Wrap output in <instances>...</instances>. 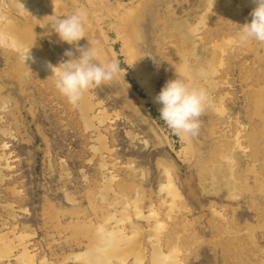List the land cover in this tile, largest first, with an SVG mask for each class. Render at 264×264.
<instances>
[{"label":"rangeland","instance_id":"rangeland-1","mask_svg":"<svg viewBox=\"0 0 264 264\" xmlns=\"http://www.w3.org/2000/svg\"><path fill=\"white\" fill-rule=\"evenodd\" d=\"M254 7L0 0V264H264V44L238 41ZM78 11V46L120 70L72 104L49 64L78 46L49 23ZM174 65L204 74L195 135L159 118Z\"/></svg>","mask_w":264,"mask_h":264},{"label":"clouds","instance_id":"clouds-1","mask_svg":"<svg viewBox=\"0 0 264 264\" xmlns=\"http://www.w3.org/2000/svg\"><path fill=\"white\" fill-rule=\"evenodd\" d=\"M254 3L255 7L250 13L252 19L242 25L238 36L241 46L250 42L264 44V0H254ZM49 25L58 39L69 45L78 46V42L86 37L83 12L59 17ZM31 48L22 51L25 64L29 59L34 60ZM77 50L78 56H74L72 50H67L65 55L69 57L68 60L58 65L49 64L57 77L55 87L72 104H76L91 88L111 81L120 70L116 61L96 62L97 52L90 42L88 47L78 46ZM174 68V78L168 79L154 97V101L160 105L159 118L178 136L195 135L200 127L199 118L211 104L208 90L196 83L197 77L203 78L204 74H193L187 68L177 70L175 65ZM80 260L79 255L69 254L64 264H80Z\"/></svg>","mask_w":264,"mask_h":264},{"label":"bare ground","instance_id":"bare-ground-1","mask_svg":"<svg viewBox=\"0 0 264 264\" xmlns=\"http://www.w3.org/2000/svg\"><path fill=\"white\" fill-rule=\"evenodd\" d=\"M136 15V14H135ZM141 16V15H140ZM139 22V21H138ZM9 28V27H8ZM16 34L19 36V39L20 40H22V39H24L25 41L28 39V37H29V29L28 28H26V27H22V28H17L16 29ZM31 34V33H30ZM20 40H18V41H20ZM38 45V44H37ZM35 46H36V44H35ZM31 48V47H30ZM35 48H37V46L35 47ZM40 54V53H39ZM44 57V56H43ZM94 262V261H93Z\"/></svg>","mask_w":264,"mask_h":264}]
</instances>
